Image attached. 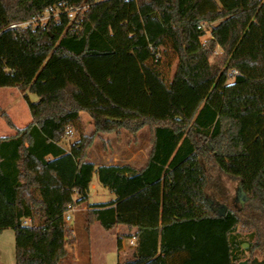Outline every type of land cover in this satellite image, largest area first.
<instances>
[{"label":"trees","instance_id":"trees-1","mask_svg":"<svg viewBox=\"0 0 264 264\" xmlns=\"http://www.w3.org/2000/svg\"><path fill=\"white\" fill-rule=\"evenodd\" d=\"M52 3L86 4L79 26L65 13L11 26ZM161 47L177 60L169 82ZM1 87H17L31 117L0 137V231H14L15 264L60 263L72 243L64 213L88 201L94 174L114 197L88 204L84 229L137 228L117 264H236L244 250L264 259V0H0ZM80 112L94 132L66 149ZM144 126L143 168L88 160L94 134ZM222 178L237 183L238 206Z\"/></svg>","mask_w":264,"mask_h":264},{"label":"rangeland","instance_id":"rangeland-1","mask_svg":"<svg viewBox=\"0 0 264 264\" xmlns=\"http://www.w3.org/2000/svg\"><path fill=\"white\" fill-rule=\"evenodd\" d=\"M214 22L213 24H216ZM208 27V28H207ZM209 26L206 25L205 35L201 37V41H206L209 38ZM221 53V49L216 48V55ZM160 63L158 64L159 69L166 82H169L174 74L177 60L175 56L170 52L169 49L163 47L160 48ZM214 56H212L213 58ZM211 58V59H212ZM28 97L31 100H36L37 96L32 93H28ZM7 116L14 128H10L4 118ZM31 120L27 104L23 98V93L17 87H1L0 88V137L9 136L15 133V129L22 128L28 124ZM88 114L84 112L81 115V119L76 124L70 125L72 129V134L69 137L70 141H75L79 138L81 134L87 135L86 132H94L93 122ZM121 129L118 136L114 134H94L92 138V144L87 151V158L93 160L95 163L103 162H123L126 154L130 153V156L136 163H140L144 160L146 152L149 148V129L144 126L138 132V144L137 140L132 137H127ZM93 134V133H92ZM91 134V135H92ZM87 135V136H91ZM67 138L63 135L60 144L67 148ZM129 156V157H130ZM216 172L212 171L211 175L214 176ZM93 183L95 182L102 188L106 196L112 197L106 188L99 185L96 174L93 175ZM221 187L227 192L229 196L228 205L232 207L233 205L238 206V203L233 201L235 197V190L237 183L228 180L227 178H222ZM99 187L92 189L94 199L104 198V193L99 191ZM212 194V190L209 189ZM91 200V199H90ZM217 209L219 207H216ZM74 230L80 239V244L78 245V252L80 251L81 262L79 264H88V255L84 250L87 246L82 243V236L84 234L83 230V215H79V218L74 224ZM237 231L243 236L249 234V230L244 228L242 225L237 226ZM94 236V246L92 247V263L93 264H117V251L114 249V243L107 236L101 237L98 233L97 227L92 230ZM83 245V246H82ZM129 241L127 238L123 241V248H128ZM246 244H243L245 246ZM82 249V250H81ZM87 251V250H86ZM64 260V261H63ZM59 264H74L70 258H64ZM240 261H244L245 264H264V259L259 250H253L252 252H243ZM239 261V262H240ZM62 262V263H61ZM237 262L236 264H238ZM0 264H15V243H14V231L11 228H5L0 231Z\"/></svg>","mask_w":264,"mask_h":264},{"label":"crops","instance_id":"crops-1","mask_svg":"<svg viewBox=\"0 0 264 264\" xmlns=\"http://www.w3.org/2000/svg\"><path fill=\"white\" fill-rule=\"evenodd\" d=\"M82 114H84V112H80L79 113L80 119H81V115ZM122 131L124 132V134L127 137L128 136L129 137H132L134 140L135 139L137 140L138 144H141V142L139 143L138 136H137L138 135V132L140 130L136 133L135 136H131L124 129ZM120 132L121 131H119L118 133L117 132H111V133H107V134H114V135L118 136V134ZM92 133L93 132H86L87 135H91ZM97 134H103V133H97ZM61 146H63V145H61ZM149 151H150V145H149V148H148V150L146 152V155H145L144 160H142L139 164L136 163L135 160H133L131 158L130 153H128V154L125 155L123 162H118V161L109 162L108 161V162H103V163H95L93 160H89V159L88 160L89 161H92L96 165L97 164H128V165L132 166L135 169H141V168H143L146 165ZM96 187H99V189H100L99 191H101L102 193H104V198H102V199H94L93 198L92 189H95ZM113 197L114 196H112V197L106 196L104 190L102 188H100V186H98V184H96L95 182L93 183V181H92L91 187H90V193H89L88 201L85 202V203H81V204L71 205L69 207V210H67L64 213V219H65V221H66V223H67V225H68V227L70 229V233H71V235L69 236V238H72V243L69 246L66 247L67 254H66V256L64 258H70L71 261L74 264H79L81 262V258L79 257L80 256V251L78 252V250H80V249L77 248L78 245L80 244V239L78 238L77 233L74 230V224L77 221V219L79 218V215H83V230H84V234L82 236V242H83L82 244L84 246H87L88 245V247L86 249L87 251L84 250L85 252H87V255H88V264H93L92 263L93 262L92 261V253H93L92 252V247L94 246V236L92 234V230H93L94 227H97L98 233H100L101 237L107 236L114 243V245H115L114 246V249H115V251H117V254H118L117 255L118 256L117 257V261L118 260L123 261L125 259L131 258L132 253H133V251L135 249V238H134V234L137 231V228L136 227L128 228L126 225L119 224V225H117L116 227H114L111 230H105V229H103L101 227V225L99 224V222L95 220V221H93L89 225L88 231H86L84 229L85 213L90 208L88 206V204L95 203V202H105V201L111 200ZM118 236H121V247H120V249H118V247H117V237ZM125 238H127V240L129 241L128 248H126V249L123 248V241H124ZM97 264H100V263H97Z\"/></svg>","mask_w":264,"mask_h":264},{"label":"built area","instance_id":"built-area-1","mask_svg":"<svg viewBox=\"0 0 264 264\" xmlns=\"http://www.w3.org/2000/svg\"><path fill=\"white\" fill-rule=\"evenodd\" d=\"M99 1V0H98ZM87 5L81 4L78 6H66L62 3H52L48 7L44 9L41 15H39L36 18H33L31 20L18 22L16 24H12L11 26H19V27H34V26H45L46 23L53 19L55 22H58L60 19V14L65 13L69 19L70 22H74V29L77 28L80 24V21L82 20L84 16V12L86 10ZM199 27L203 28L205 27V24H200ZM160 55V53H156V58ZM72 134V129L70 126H67L64 131V136L67 138V148L69 149L71 145L73 144V141L69 140V137ZM28 222V220L26 221Z\"/></svg>","mask_w":264,"mask_h":264},{"label":"water","instance_id":"water-1","mask_svg":"<svg viewBox=\"0 0 264 264\" xmlns=\"http://www.w3.org/2000/svg\"><path fill=\"white\" fill-rule=\"evenodd\" d=\"M238 264H245V262L244 261H240ZM262 264V263H261Z\"/></svg>","mask_w":264,"mask_h":264}]
</instances>
